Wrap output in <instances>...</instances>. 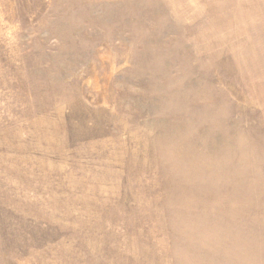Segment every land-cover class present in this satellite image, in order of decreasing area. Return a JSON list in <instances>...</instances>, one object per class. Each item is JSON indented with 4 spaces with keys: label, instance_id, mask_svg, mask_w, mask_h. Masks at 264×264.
Returning a JSON list of instances; mask_svg holds the SVG:
<instances>
[{
    "label": "rangeland",
    "instance_id": "obj_1",
    "mask_svg": "<svg viewBox=\"0 0 264 264\" xmlns=\"http://www.w3.org/2000/svg\"><path fill=\"white\" fill-rule=\"evenodd\" d=\"M0 264H264V0H0Z\"/></svg>",
    "mask_w": 264,
    "mask_h": 264
}]
</instances>
